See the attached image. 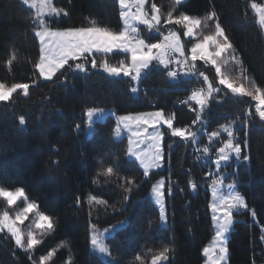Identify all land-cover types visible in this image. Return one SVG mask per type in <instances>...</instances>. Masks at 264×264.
Wrapping results in <instances>:
<instances>
[{
	"label": "trees",
	"instance_id": "trees-1",
	"mask_svg": "<svg viewBox=\"0 0 264 264\" xmlns=\"http://www.w3.org/2000/svg\"><path fill=\"white\" fill-rule=\"evenodd\" d=\"M154 2L165 15L174 7V0ZM251 2L189 0L176 6L173 14L184 12L202 18L210 11H216L221 26L233 42L236 55L244 62L247 74L264 87V30L250 7ZM255 2L264 4V0ZM54 3L70 13L68 17L61 18L59 26H87L90 19L116 30L121 26L118 0H55ZM31 19L30 12L18 0H0V81L9 85L39 79L33 75L39 44L31 30ZM141 29L142 35L150 42L156 41L154 34L146 33L143 26ZM180 31L182 33L183 29ZM199 31L204 35L210 34L214 31V22H209L206 27L202 24ZM185 43L186 48L191 46L186 39ZM13 51L17 60L9 68L7 60ZM121 59L126 60V54L109 55L111 63H118ZM203 70L208 73V69ZM196 86L193 80L170 85L164 82L161 73L154 72L141 83L146 95L142 92L136 99L129 93L128 78H112L92 70L88 75L75 76L69 89L40 81L29 89L28 97L17 92L12 101L0 102V187L10 190L24 187L29 199L39 204L38 211L56 221L55 230L40 237L43 243L33 253V259L38 261L40 255L56 248V255L49 264H66L69 257H72V264H102L89 248L86 198L95 195L119 208L118 202L123 196L122 189L118 187L121 178L135 177L137 182L143 179L138 165L127 161L123 155L127 140L114 142L111 130L115 121L112 117L105 124H97V134L91 138H87L84 131L78 136L73 133L74 123L82 122L80 114L83 110L95 106L124 115L163 108L166 114L176 113V126L191 125L195 115L182 105L174 104L186 99ZM250 103V98L246 97L237 103L236 98L229 94L220 102L213 100L212 107L223 116L241 110L244 112ZM152 104L155 106L151 107ZM55 108H60L64 116L57 114ZM216 112L211 109L207 116L214 114V118ZM19 115H25L29 121L25 131H18ZM221 120L219 118L218 121ZM216 122L217 118H214L209 130H214ZM250 125L247 131L252 161L237 168L241 181H244L238 184V188L250 207L256 208L257 218L253 221L247 211L239 215L240 220L235 223L229 239V264H264V244L260 241L261 226H264V122ZM199 127L196 125L195 129ZM200 141L201 144L207 143L206 136H201ZM165 143H172L170 163L166 162L155 177H150V181L154 183L156 179L165 177L166 188L172 185L173 194L167 197L168 228L159 225L157 208L149 197V181L134 191V203L123 215L111 210L105 214L100 205H96L92 212L93 222L98 223L101 229L125 217L131 221V227L117 232L115 240L108 241L117 264H141L135 260L137 254L141 255L143 264H151V257L165 245L173 248L167 264L204 262L203 249L214 235L210 194L205 183V173L212 165L195 161L196 153L191 145L185 147L178 138H170L167 133ZM55 159L61 161L59 168L50 166ZM113 161L122 165L116 176L98 175ZM189 179H195L198 184L196 194L188 187ZM77 196L83 202L80 206L75 204ZM5 209L9 211L6 201L0 198V212ZM149 218L153 221L151 228L145 223ZM0 264H32L28 254L16 248L15 241L6 232L0 233Z\"/></svg>",
	"mask_w": 264,
	"mask_h": 264
},
{
	"label": "snow or ice",
	"instance_id": "snow-or-ice-1",
	"mask_svg": "<svg viewBox=\"0 0 264 264\" xmlns=\"http://www.w3.org/2000/svg\"><path fill=\"white\" fill-rule=\"evenodd\" d=\"M184 2L185 0H174L173 9L165 15L154 0H118L121 26L116 30L99 24L95 19H90L87 26L62 27L59 26L61 18L70 15L66 8L58 7L53 0H20L23 6L34 10L31 30L34 39L38 40L39 48L38 58L33 62V75L39 79L33 78L30 83L11 85L0 81V102L12 101L17 92L28 97L29 89L38 85L40 81L51 82L53 86H59L64 90L69 89L73 86L75 76L88 75L92 70L102 71L112 78H128L129 93L136 99H139L142 92L146 95L141 83L154 72L161 73L164 82L170 85L188 83L193 78L202 84L201 87L193 88L191 94L180 101L187 105L190 111L196 113L191 125L176 126V113L166 114L163 108L116 115L111 109L95 106L85 108L80 114L82 122L74 123V134L78 136L84 131L86 137L91 138L97 134V124H105L109 117L114 118L115 125L111 130L114 142L121 143L123 134L128 133L127 148L123 155L127 161L137 164L142 169L143 179L139 182L135 177L121 178L118 187L122 189L123 196L118 202L119 208L95 195L86 198L89 208V248L91 252L97 254L102 264H117L108 241L115 240L117 232L131 227V221L125 217L101 229L98 223L93 222L92 212L96 205L103 206L105 214L109 210L113 213L119 212L120 215L129 211L134 203L132 200L134 191H138L145 181L151 183L150 177H155L158 174L157 170L163 169L166 162L170 163L172 143L166 145V133L170 138H178L185 147L190 144L196 153L195 161L212 165L205 173L207 177L212 178L210 184L212 199L209 209L216 228L213 245L203 249L205 257L211 256L209 264H229V235L234 230V223L237 222L234 214L247 211L253 221L257 218L256 208L250 207L246 196L238 188V184L244 181H241L237 168L252 161L247 126L248 121L254 117L264 122V87L247 74L244 62L236 55L233 42L226 34L225 28L221 26L217 12L210 11L202 18L184 12L174 15L176 6ZM250 7L256 13L261 29L264 30V4L252 0ZM209 22H214V31L204 35L199 29L202 24L206 27ZM172 25L183 29L182 33L170 27ZM141 26L146 33L155 35V42H150L142 35ZM182 36L185 39L190 38L188 39L190 48H186ZM113 53L126 54L127 59L111 63L109 54ZM15 60L17 55L13 51L7 60L9 68ZM198 61L205 68L214 69L215 80L210 79L207 72L197 66ZM229 63L234 66V76L222 71ZM229 94L236 98L237 103L243 102L245 97L250 98L255 102L254 110L249 106L244 111L245 119L239 121L234 119L221 124L216 130H209L206 127V110L213 100L220 102ZM54 111L64 116L60 108H55ZM238 122L243 129L242 136L236 127ZM28 123L25 115H19L18 131L27 130ZM196 125L200 127L195 129ZM201 136H206L207 143L201 144ZM50 166L59 168L61 161L52 160ZM121 167L117 161H113L98 175L116 176ZM188 172L191 175L192 170L189 168ZM229 178H232L231 182L225 184ZM188 187L193 193L197 191L198 184L195 179L188 180ZM172 194V185L169 184L166 188L163 177L151 183L149 197L157 208L161 228L169 227L167 197ZM0 198H3L9 207L16 205L18 201H23L24 204L14 216L10 215L8 210L0 212V233L10 234L15 241V247L27 253L32 264H49L56 255V248L40 255L38 261L33 259V253L43 243L40 237L55 230V219L39 212V204L29 199L22 186L14 190L0 187ZM82 203L81 198L77 196L75 204L80 206ZM34 211L36 215L32 229L25 233L21 225ZM145 223L151 228L153 221L149 218ZM36 229L40 230L39 233L35 231ZM261 233L260 241L264 244V226H261ZM148 251L151 252L152 249ZM172 252V247L163 246L151 257V264H167ZM135 260L143 264L141 255L137 254ZM66 264H72V257L68 258Z\"/></svg>",
	"mask_w": 264,
	"mask_h": 264
},
{
	"label": "rangeland",
	"instance_id": "rangeland-1",
	"mask_svg": "<svg viewBox=\"0 0 264 264\" xmlns=\"http://www.w3.org/2000/svg\"><path fill=\"white\" fill-rule=\"evenodd\" d=\"M19 2H20V0H18ZM54 1L55 0H53V3H54ZM187 1H189V0H185V2L184 3H186ZM22 5V4H21ZM23 6V5H22ZM29 12H30V15H31V17L33 18V16H34V10H32V9H28L27 8V6H24ZM170 27H173V28H175L177 31H180V30H182L181 28H179L178 26H175V25H172V26H170ZM142 33H143V31H142ZM182 39H183V36H182ZM188 39H190V38H188ZM188 39H186V40H188ZM187 48H190L189 47V45L187 46ZM115 53H113V54H109V55H114ZM200 64V65H199ZM197 66L198 67H200L202 70L203 69H208V75H209V77H210V79H213V80H215V72H214V69H212V68H205V67H202V63L201 62H197ZM222 71H224L226 74H228V75H235V69H234V66L231 64V63H229V64H227V65H225L223 68H222ZM102 72V71H101ZM106 74V73H105ZM42 82H45V81H42ZM197 83V85H199V84H201L200 82H196ZM231 95V94H230ZM247 98V97H246ZM252 103H250L248 106H252L253 107V110H254V104H255V102H253V101H251ZM175 106H176V102H175V104H174ZM183 107H185L190 113H192L193 115H196V113L195 112H192V111H190L189 110V108H188V106H186V105H182ZM151 107H153V104L151 105ZM193 107H195V105L193 104ZM213 109V111L214 112H216L215 110H214V108L212 107V102H211V105H210V107H209V109ZM158 108H156V109H149V110H147V111H144V112H148V111H155V110H157ZM208 110V109H207ZM206 110V111H207ZM246 110V109H245ZM244 110V111H245ZM116 113V112H115ZM216 114L217 115H215L216 117H214V118H217V122L215 123V124H217V123H220L219 125H221V124H223V123H228L229 121H231V120H234V117H236V116H239V118H241V119H245V116H244V112H243V110H241V111H239V112H237V113H235V112H233V114H224L223 116L221 115V114H219V113H217L216 112ZM116 115H119V114H116ZM125 115V114H124ZM219 118H221L222 120L221 121H218L219 120ZM114 119V118H113ZM114 121H115V119H114ZM257 121H259V118L258 117H254V119L253 120H250L249 121V123H248V126H247V130H249L250 128H251V125L250 124H255L256 125V123H257ZM260 122V121H259ZM239 122L237 123V125H236V127H237V129H239ZM260 127V126H259ZM242 131V133H243V130H241ZM126 139L127 140V143H128V133H124L123 134V136L121 137V139ZM142 170V169H141ZM160 170H162V169H159V170H157V171H160ZM164 179H165V182H166V178L165 177H163ZM211 177H207L206 175H205V183H207L208 184V190H209V194H210V200H209V205H210V203H211V199H212V197H211V188H210V184H211ZM231 179L232 178H229L228 180H226L225 181V184H227V183H230L231 182ZM198 191V190H197ZM196 191V192H197ZM225 191V194H226V189L224 190ZM196 192L194 193V194H196ZM8 206V205H7ZM24 206V204H23V201H18L17 202V204L16 205H14V206H12V207H9L8 206V208H9V213H10V215H15V213L17 212V211H19L22 207ZM5 210H7V209H5ZM245 211H242L240 214H243ZM240 214H234V216H235V220L236 221H239L240 220V218H239V215ZM35 215H36V212L34 211L33 213H30L29 214V218L27 219V220H25V222H24V224L23 225H21V228L22 227H24V229L22 228V230L26 233L27 231H29V230H31L32 229V226H33V221H34V217H35ZM212 225H213V229H214V235H213V237H212V239H211V241L205 246V247H211L212 245H213V243H214V241H215V232H216V228H215V225L213 224V222H212ZM234 226H235V223H234V225H233V229H234ZM35 231H37V233H39V231L40 230H38V229H36ZM232 233V232H231ZM231 233H230V235H229V239H230V236H231ZM45 234H48V233H45ZM204 247V248H205ZM228 247H229V243H228ZM230 253V252H229ZM203 258H204V262H203V264H209V262H210V260H211V256H209V257H205L204 255H203ZM229 262H230V255H229Z\"/></svg>",
	"mask_w": 264,
	"mask_h": 264
},
{
	"label": "built area",
	"instance_id": "built-area-1",
	"mask_svg": "<svg viewBox=\"0 0 264 264\" xmlns=\"http://www.w3.org/2000/svg\"><path fill=\"white\" fill-rule=\"evenodd\" d=\"M194 82H198V81H196L194 78L192 79ZM202 86V84H199V85H197L196 87H201ZM182 100H184V99H182ZM181 100V101H182ZM181 105H185V104H182V103H180V102H178V103H176V106H179V107H181ZM155 106V104H153V107ZM187 106V105H186ZM190 110V109H189ZM211 110V108L210 109H208L206 112H205V118H206V121H207V123H206V127L209 129V127L211 126V123H213V120H214V118H213V116H214V114H212V115H208L207 116V113H208V111H210ZM196 116V115H195ZM234 119L235 120H243V119H241V118H239V116H236V117H234ZM248 123H249V121H248ZM215 125V124H214ZM220 125L219 124H216L215 126H214V130H216V128H218ZM239 135L240 136H242L243 135V133H242V131L241 130H243V129H241L240 128V125H239ZM222 135H224V134H222Z\"/></svg>",
	"mask_w": 264,
	"mask_h": 264
}]
</instances>
